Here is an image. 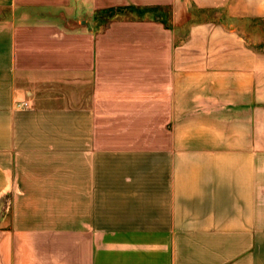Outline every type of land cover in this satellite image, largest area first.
I'll use <instances>...</instances> for the list:
<instances>
[{"label": "crops", "instance_id": "0c3cea01", "mask_svg": "<svg viewBox=\"0 0 264 264\" xmlns=\"http://www.w3.org/2000/svg\"><path fill=\"white\" fill-rule=\"evenodd\" d=\"M7 197L0 264H264V0H0Z\"/></svg>", "mask_w": 264, "mask_h": 264}, {"label": "rangeland", "instance_id": "374dc122", "mask_svg": "<svg viewBox=\"0 0 264 264\" xmlns=\"http://www.w3.org/2000/svg\"><path fill=\"white\" fill-rule=\"evenodd\" d=\"M112 13V12H111ZM129 13H132L131 15H134V13L136 14V12H134L133 10L131 11H129ZM137 15V14H136ZM10 206V204H9V200H8V197L5 199V201L3 202V205L0 207V219H1V217H2V212H6V211H8L7 209H8V207ZM9 215V214H8ZM6 220L8 221V218H6Z\"/></svg>", "mask_w": 264, "mask_h": 264}, {"label": "trees", "instance_id": "16d2710c", "mask_svg": "<svg viewBox=\"0 0 264 264\" xmlns=\"http://www.w3.org/2000/svg\"><path fill=\"white\" fill-rule=\"evenodd\" d=\"M129 10H133V11H136L141 17L146 13V12H152V11H155L156 9H152V10H141L139 8H135V7H131L129 8ZM112 12V13H111ZM113 10L110 11V15L109 17H112L113 16ZM166 24V23H165Z\"/></svg>", "mask_w": 264, "mask_h": 264}, {"label": "built area", "instance_id": "2783aa9c", "mask_svg": "<svg viewBox=\"0 0 264 264\" xmlns=\"http://www.w3.org/2000/svg\"><path fill=\"white\" fill-rule=\"evenodd\" d=\"M28 104L27 103H23L22 105H19V107H21V106H27Z\"/></svg>", "mask_w": 264, "mask_h": 264}]
</instances>
